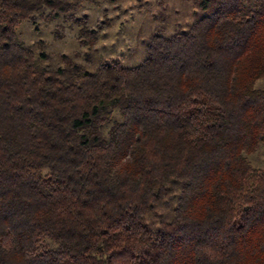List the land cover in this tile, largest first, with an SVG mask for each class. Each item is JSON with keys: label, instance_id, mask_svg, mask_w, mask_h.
<instances>
[{"label": "trees", "instance_id": "1", "mask_svg": "<svg viewBox=\"0 0 264 264\" xmlns=\"http://www.w3.org/2000/svg\"><path fill=\"white\" fill-rule=\"evenodd\" d=\"M191 1L188 33L89 72L17 36L79 0H0V264H264V0Z\"/></svg>", "mask_w": 264, "mask_h": 264}, {"label": "rangeland", "instance_id": "2", "mask_svg": "<svg viewBox=\"0 0 264 264\" xmlns=\"http://www.w3.org/2000/svg\"><path fill=\"white\" fill-rule=\"evenodd\" d=\"M209 14L191 0H120L116 3L79 0L74 10L52 21H23L17 36L37 56L47 55L42 62L45 66H61V58L67 56L89 72L110 63L133 68L146 58L147 44L156 33L165 37L188 33L197 21ZM84 30L97 32V42L89 49L79 41ZM248 160L254 168H263V146L248 155ZM168 212L160 209L157 219L166 216L170 220L172 216L167 217Z\"/></svg>", "mask_w": 264, "mask_h": 264}]
</instances>
